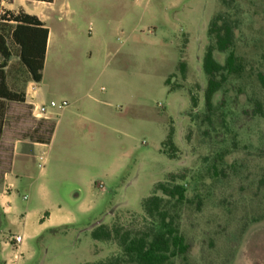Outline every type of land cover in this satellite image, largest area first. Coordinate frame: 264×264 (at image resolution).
Here are the masks:
<instances>
[{
  "label": "rangeland",
  "instance_id": "374dc122",
  "mask_svg": "<svg viewBox=\"0 0 264 264\" xmlns=\"http://www.w3.org/2000/svg\"><path fill=\"white\" fill-rule=\"evenodd\" d=\"M56 1L62 19L47 24L53 40L34 101L69 106L36 119L29 100L0 101V264L121 256L116 240L95 241L92 230H142V201L172 174L186 189L178 227L189 247L173 264H264V0ZM215 16L232 28L244 68L214 98L226 129L219 114L203 121ZM8 44L7 85L25 93L30 81ZM225 56L214 53L220 64ZM170 122L175 160L160 151ZM52 124L49 143L35 146Z\"/></svg>",
  "mask_w": 264,
  "mask_h": 264
},
{
  "label": "trees",
  "instance_id": "16d2710c",
  "mask_svg": "<svg viewBox=\"0 0 264 264\" xmlns=\"http://www.w3.org/2000/svg\"><path fill=\"white\" fill-rule=\"evenodd\" d=\"M2 0H0L1 3ZM11 1V0H4ZM42 3H52L53 0H29ZM0 101L12 103H25V93L10 89L7 85V73L12 51L8 39L17 48V58L25 70L29 81L40 83L44 68L45 54L48 41V29L36 17L23 11H4L0 6ZM209 45L202 58V71L206 77V86L203 92L205 116L203 121L212 125V118L219 114L220 123L226 129L223 119L226 115L220 110L223 108V98L214 103V98L219 93H224L228 80L240 77L244 68L241 59L234 51L232 28L222 21L221 16H215L209 24L207 31ZM225 54L223 64L216 61L214 53ZM179 69L185 73L186 64L182 61ZM258 81L264 86V75L258 74ZM170 91V82L165 83ZM177 89V88H175ZM192 108L197 107L194 98H190ZM261 107L256 105V112L260 113ZM221 112V113H220ZM218 116V115H217ZM54 129L52 124L47 132V137L32 138L38 144H48ZM38 131H35L37 133ZM2 127L0 126V138ZM174 130L172 122L165 140L161 144V153L170 160H175L176 147L174 145ZM168 148L170 152H165ZM182 177L178 174L170 175L167 183L155 186L154 194L142 201V210L146 217V226L139 231H129L122 228L108 229L103 225L95 227L91 236L95 241L116 240L121 256L110 258L97 264H173L176 259H185L188 245L181 235L178 227L180 214L188 200L185 187L178 183ZM158 193L160 195H158ZM47 214H45L46 216Z\"/></svg>",
  "mask_w": 264,
  "mask_h": 264
},
{
  "label": "crops",
  "instance_id": "0c3cea01",
  "mask_svg": "<svg viewBox=\"0 0 264 264\" xmlns=\"http://www.w3.org/2000/svg\"><path fill=\"white\" fill-rule=\"evenodd\" d=\"M16 2L18 3V5L15 6ZM63 5L64 4L58 5L56 0H53L52 3H42V2L29 1V0H11V1L2 0L0 3L1 8L4 11H11V12L23 11L24 13H26L28 15L36 16L45 25V27L48 29V41H47L44 66H45V62H46V58H47V52H48L50 44L53 40V35H52L47 24L50 23L52 21V19H54L53 16L55 14L60 15V16H57L58 20L62 19V16L59 12H62ZM58 10H60V11H58ZM130 17L131 16H129V18ZM42 80H43V76H42ZM42 80H41V82H42ZM30 82H32V81H30ZM38 85H39V83H37V86ZM38 90H39V87H38ZM36 145L40 146V145H44V144L35 143V146ZM9 187L14 188V185L11 181H10ZM26 198H27L26 196L23 197L24 200H26ZM8 209L10 210V205H8ZM50 219H51V216L49 214H47L46 218L44 220H42V218H41L40 219L41 221L40 220L38 221L39 230L36 231L35 235H37L39 233V231L42 230V228H45L47 226V223L50 221ZM21 244L16 245V246L19 248L21 246ZM14 257L16 258V256H14ZM16 260L18 261L19 258L17 257ZM14 263L15 262L12 259H10L9 261L5 262L4 264H14Z\"/></svg>",
  "mask_w": 264,
  "mask_h": 264
},
{
  "label": "built area",
  "instance_id": "2783aa9c",
  "mask_svg": "<svg viewBox=\"0 0 264 264\" xmlns=\"http://www.w3.org/2000/svg\"><path fill=\"white\" fill-rule=\"evenodd\" d=\"M146 1L148 2L149 0H146ZM37 91H38V86H37V83L35 82H30L25 91V100H29V103L32 106V115L34 118L39 119L41 117H44L45 115L51 114L50 110L54 108H57L59 110H64L68 108L69 104L66 101H62L59 103L50 101L48 104L36 103L34 101V96L36 95ZM22 240L23 238L20 235H17L13 238L12 241L15 245H20L22 243Z\"/></svg>",
  "mask_w": 264,
  "mask_h": 264
}]
</instances>
